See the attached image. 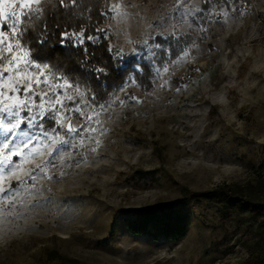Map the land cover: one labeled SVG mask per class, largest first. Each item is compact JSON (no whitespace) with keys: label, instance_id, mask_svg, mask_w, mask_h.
Returning a JSON list of instances; mask_svg holds the SVG:
<instances>
[{"label":"rangeland","instance_id":"obj_1","mask_svg":"<svg viewBox=\"0 0 264 264\" xmlns=\"http://www.w3.org/2000/svg\"><path fill=\"white\" fill-rule=\"evenodd\" d=\"M118 2L119 11L136 15L103 27L113 29L111 42L129 60L149 39L161 5L167 11L174 0H132V8L112 0ZM236 7L235 19L211 28L172 66L173 78L183 77L186 86H126L120 100L127 93L138 101L99 116L96 127L105 131L84 142L82 162L65 165L72 153L62 151L57 166L38 177L42 195H27L26 186L17 194L26 215L8 223L0 213V264H250L251 252H259V220L225 214L202 197L264 180V0ZM64 138L71 134L57 139ZM36 151L23 157L18 175L41 165L51 148L45 142ZM11 179L0 176V185ZM35 201L41 203L29 209ZM5 203L0 198V207ZM167 206L188 219L181 241L129 233L128 221L141 210Z\"/></svg>","mask_w":264,"mask_h":264},{"label":"snow or ice","instance_id":"obj_2","mask_svg":"<svg viewBox=\"0 0 264 264\" xmlns=\"http://www.w3.org/2000/svg\"><path fill=\"white\" fill-rule=\"evenodd\" d=\"M50 4L57 12L73 10L74 14L80 8L89 17L95 6L100 24L114 21L117 16L131 20L136 15L119 11L121 4H113L112 0H0V176L12 177L6 185H0V198L7 201L0 213L8 223L26 215L21 212L23 203H17V194L25 186L27 195L43 194L38 177H44L46 167L57 166L56 157L62 151L72 153L65 165L82 162L77 154L97 131H105L96 124L100 115L111 116L105 112L107 108L138 101L127 93L120 100L119 93L126 86H145V91L146 85L167 90L175 84L177 91L186 86L183 77L173 78L172 66L190 56L197 40L206 39L211 28L224 25L230 15L235 19L240 0H174L167 11L161 5V14L149 25V39L143 46H134L130 70L127 54L110 40L112 28L97 26L92 29L93 34H86V28L81 27L79 32L60 31L57 24L53 31L48 21L50 17L55 19L57 12L51 11ZM124 6L132 8V0H124ZM52 36H58L60 47L71 41L72 48L80 49L77 55L82 54V59L75 68L49 62L45 50ZM86 41H108L109 60L119 61V68L127 72L122 84H103V91L97 90L101 76L108 75L107 66L92 63L93 54L85 46ZM72 117L81 121L79 127H65L64 121L71 123ZM69 134L71 138L57 139ZM45 142L51 148L48 159L31 172L18 175L23 157L38 155L36 149L43 148ZM40 203L35 201L28 208Z\"/></svg>","mask_w":264,"mask_h":264},{"label":"trees","instance_id":"obj_3","mask_svg":"<svg viewBox=\"0 0 264 264\" xmlns=\"http://www.w3.org/2000/svg\"><path fill=\"white\" fill-rule=\"evenodd\" d=\"M52 12H57L54 4H50ZM50 28L55 31V25L60 26V31L70 30L79 32L81 27L86 28V34H93L94 27H103L106 21L99 23V18L95 15V6L93 14L89 17L84 14L80 8L64 12H57L55 19L49 18ZM51 44L45 50V55L49 62L58 64L72 69L76 67V62L82 59L80 49L71 47V41L66 47H60L58 36H52ZM111 40V37H110ZM85 46L92 53V63L95 66H107L108 75L101 76V87L98 91H103V84L119 85L123 83V76L127 75L126 71L119 68V61H110L106 48L108 41L99 44L85 42ZM127 60V59H126ZM132 59L128 60L127 68L131 69ZM95 87V85H94ZM110 90V89H109ZM202 197L214 201L221 207V211L227 213H247L249 217L257 218L258 225L256 228L259 235L260 243L258 253L251 252L250 264H264V180L257 181L246 186H221L214 191L202 194ZM127 229L130 234L135 236H150L154 240H165L179 242L185 238L188 229V219L178 210L171 206L159 209L141 210L133 220L128 221Z\"/></svg>","mask_w":264,"mask_h":264}]
</instances>
